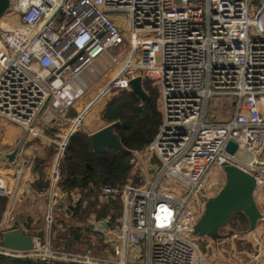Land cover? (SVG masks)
<instances>
[{"label": "built area", "instance_id": "1", "mask_svg": "<svg viewBox=\"0 0 264 264\" xmlns=\"http://www.w3.org/2000/svg\"><path fill=\"white\" fill-rule=\"evenodd\" d=\"M117 47L128 48L129 58L92 107L131 90L138 76L152 78L163 120L147 148L131 151L137 183L100 189L99 203L122 207L106 230L92 220L103 254L55 246L50 236L32 237L27 252L6 249L0 226V256L39 264H208L194 228L225 163L255 176L264 215V158L256 156L264 152V0H9L0 18V119L33 136L48 108L64 121L90 89L84 72ZM83 117L59 143L60 157ZM171 179L180 187L162 186ZM47 222L50 230L52 212Z\"/></svg>", "mask_w": 264, "mask_h": 264}, {"label": "crops", "instance_id": "2", "mask_svg": "<svg viewBox=\"0 0 264 264\" xmlns=\"http://www.w3.org/2000/svg\"><path fill=\"white\" fill-rule=\"evenodd\" d=\"M4 23L5 22H2V24ZM104 56L105 55H102L101 57L103 60L99 58L84 72L83 78L90 86V89L75 103L73 107H71L70 112L64 121L59 123L56 113L48 108L40 116L39 122L36 125V129L40 133L39 136H33L26 130L28 138L24 140L20 136L17 137L18 135L10 133L15 128L8 124L11 122L0 119V128L5 130V137L3 138L2 144L0 143V171L3 173V183L7 190L6 197L9 199L7 209L4 214L0 216V226L5 227L8 223H13L14 225L7 227L6 231L12 229H20L23 231L25 229L23 222H25L28 218L33 220V227H35L34 225L38 224V222L47 220L50 212H52V214L54 213L53 210H55L58 218L63 216L68 221H75L74 209L77 204L75 198L76 196H79L81 200L83 192L76 189L69 197L67 192L61 187L62 177L59 172V162L63 156L60 159L59 143L64 140V137L67 135L75 120L82 115H84V117L81 126L77 131H83L91 135L107 126L104 121V115L107 110L106 104L110 100H103L104 102L106 101V104H101L103 103V101H101L93 107L92 105L97 99L103 86L114 79L122 70L123 66L116 64V68L112 66L107 67V69L101 68L99 63L106 60V57ZM51 131L55 132L53 133ZM17 149H19L18 154L13 161H10L8 156ZM28 154L32 156V159H30V156V158H27L30 160H26L25 157H27ZM54 156H57V159L54 161V164L56 162L54 166L55 168L51 171L49 164L52 159L55 158ZM41 169L43 171V177L41 175ZM18 170L21 171L19 174H17ZM56 170L59 172L60 179L55 186L53 185V178ZM133 172L134 170L132 168L131 176L127 182L133 180ZM100 189L101 187L98 192H95V190L92 189L90 195L86 193L83 206L86 208L90 202H97L98 207H108L110 212H108L105 217L100 219L92 213L85 221L76 222V227L80 228L84 232L85 236L88 234H90L92 238L99 236L100 240L97 239L95 243L88 242L85 245V251H90L94 254H103L104 252L103 241L96 230L98 223L101 222L102 225L103 223H106V226H102V228L106 230L110 225L109 222H106V219L109 216H120V213L122 212V207L118 202H110L108 204L99 203ZM53 196L56 197V201L53 200ZM257 200L259 201V198ZM259 203H263L262 198H260ZM51 208H53L52 211ZM57 209L59 210L57 211ZM92 220H96L98 223L94 226L92 224ZM61 221L57 219L55 226L61 228L62 224L59 223ZM262 226H264V221L258 223L255 231L250 232L248 230V237L253 244L255 242L254 245L256 248L253 253L246 254V256H248L247 259L239 261L237 250L229 244L228 246L226 244L228 251L226 250L225 252L228 255V259H225V262H221V264H264V246L261 245V235L263 236L264 232H261L260 230ZM68 227L70 228V226ZM259 231L261 232V235L258 237L257 233ZM236 234L238 233L236 232ZM52 236L54 237L52 239L53 244L57 246L58 233L54 231ZM232 237L237 239L240 237V233L237 237H235V235ZM63 246L71 248L68 241H63ZM253 255L256 256V259L253 258ZM207 262L208 264H214L209 261Z\"/></svg>", "mask_w": 264, "mask_h": 264}, {"label": "trees", "instance_id": "3", "mask_svg": "<svg viewBox=\"0 0 264 264\" xmlns=\"http://www.w3.org/2000/svg\"><path fill=\"white\" fill-rule=\"evenodd\" d=\"M143 88L148 94V98L144 101L140 100L132 90L116 92L114 102L104 115L105 123L113 125V132L125 150L108 148L105 152H96L92 146L91 136L83 131H77L69 138L63 157L59 162V172L62 177L61 187L69 197L76 189L83 192V197L77 202L74 209L75 222L85 221L92 213L100 219L110 212L108 207H98L97 202H90L84 208L86 193L90 195L92 189L98 192L99 188L105 184L114 186L125 184L131 176V151L144 150L155 138L163 120L160 89L152 78L143 80ZM40 171L43 177L42 169ZM8 202L7 197H0V216L7 209ZM233 219H236V222ZM23 224L25 225L23 230L25 234L45 239V234L37 232V228L33 227V220L28 218ZM228 225L238 231L249 230L248 218L241 212L236 213L229 220ZM85 238L86 236L80 228L71 227L66 236L59 235L57 237V246L63 245V241H68L71 250L84 251L79 249V246L85 244ZM0 264L39 263L31 259L0 256Z\"/></svg>", "mask_w": 264, "mask_h": 264}, {"label": "water", "instance_id": "4", "mask_svg": "<svg viewBox=\"0 0 264 264\" xmlns=\"http://www.w3.org/2000/svg\"><path fill=\"white\" fill-rule=\"evenodd\" d=\"M260 1V0H257ZM9 7V0H0V18L6 13ZM131 90L142 101L148 98L147 92L143 88V78L138 76L130 82ZM114 97L107 102L106 109L114 102ZM92 146L96 152H105L108 148L114 150H125L120 140L113 132V125L109 124L90 135ZM237 145L230 141L227 151L234 154ZM19 149L8 156L13 161ZM36 154V152H35ZM257 160L260 162L264 158L263 149L256 153ZM61 159V157H60ZM225 174V184L220 191L209 198L205 204V210L194 228V235L197 238L212 237L213 240L231 238L236 234L229 231L230 235H222L220 232L228 226L229 220L236 213H244L249 221V231H255L258 223L264 220L257 199V180L254 175L242 170L241 168L225 163L222 165ZM106 226V223H103ZM6 249L27 252L33 249L32 237L25 234L20 229H12L4 232L1 242Z\"/></svg>", "mask_w": 264, "mask_h": 264}, {"label": "rangeland", "instance_id": "5", "mask_svg": "<svg viewBox=\"0 0 264 264\" xmlns=\"http://www.w3.org/2000/svg\"><path fill=\"white\" fill-rule=\"evenodd\" d=\"M128 20H127V17L123 18L122 22H121V26H124L122 27V29H127L128 28ZM128 52V48H124V47H117V48H111L109 49L104 55V57H106V60L103 61L102 63L100 62L99 63V66L101 68H106L107 67H114L116 68L117 65L116 63L114 62V58L117 59V60H122L120 61V65L124 66L125 62L127 61V59L129 58L128 55H126ZM102 57V56H101ZM100 57V58H101ZM103 60V58H101ZM94 66V65H93ZM99 69V68H98ZM113 98V97H112ZM111 98V99H112ZM101 104H106V101ZM8 123V122H7ZM9 125L13 126V131H11L10 133L11 134H15V135H18L17 137H21L23 138L24 140H26L27 137V133H26V130L18 125H15L13 123H8ZM13 132V133H12ZM5 137V130L1 129L0 128V143L2 144V141H3V138ZM24 143V142H23ZM56 155V154H55ZM30 154L27 155L26 160H30L32 159V156L30 158ZM55 158L52 159V161L50 162L49 164V168L51 171L54 170V166L56 164H54V161L55 159H57V156H54ZM27 158H30V159H27ZM57 161V160H56ZM51 174V173H50ZM133 180H131L132 182L134 181L135 183H137V176H134V178H132ZM217 182H218V185L215 187L214 189V196L220 191V189L223 187V185L225 184V174L223 172V170H220L218 172V177H217ZM162 186L165 187V186H175V187H180L175 180H164L163 183H162ZM259 198V201H260V194L259 196H257V199ZM59 209H57L58 211ZM54 213H53V217H54V221L55 223L53 222L52 225H51V229L49 230L48 228V222L47 220L43 221V222H40L38 224H35L34 226L35 227H38L37 228V232L39 233H44L45 234V237L44 238H48V236H50L49 238H51V240L54 238L52 236L53 232L55 231L56 233H58V236L59 235H62V236H66V234L68 233L69 229H71V227H75L77 226L76 222L75 221H68L66 220L63 216L59 217L58 218V215H56L55 213V210H53ZM122 214V212L120 213V215ZM57 216V217H56ZM59 219V223L62 224L61 228L59 227H56L55 224H56V220ZM234 222H236V219H233ZM63 222V223H62ZM60 224V225H61ZM10 226H13V223H8L5 225V227H10ZM70 226V228L68 227ZM86 228V227H85ZM234 231L235 229H232V227L230 225H228L227 227L223 228L221 230V234L224 236V235H230L229 231ZM261 232L263 231L264 232V226L261 227ZM49 231H50V234H49ZM235 232H237L238 234L240 233V237L235 239L233 237H231L230 239L229 238H224V239H221V240H213L212 237H203V238H199L197 240V243L199 245V248L202 250V252L205 254V257L207 259V261L211 262V263H214V264H221V262H225V259H228V255L226 254V250H227V246L228 244L231 246V247H234L235 250H237V256L239 257V261H243V259H247L248 256H246V254H251L254 252V249L256 248L255 247V242L254 244L250 241L249 239V235H248V229L247 230H235ZM261 232L259 231L257 234H258V237L261 235ZM99 239V236H95L94 238H92V236L90 234H88L85 238V244L90 242V243H95L96 240ZM100 240V239H99ZM53 241V240H52ZM85 244L83 245H80L79 246V249L81 250H85ZM227 244V246H226ZM261 245L264 246V235L262 236L261 235ZM228 251V250H227ZM241 256H239V255ZM244 254H245V257H244Z\"/></svg>", "mask_w": 264, "mask_h": 264}]
</instances>
